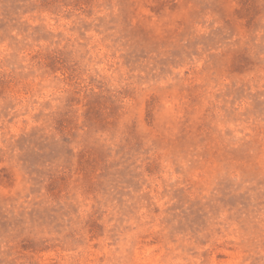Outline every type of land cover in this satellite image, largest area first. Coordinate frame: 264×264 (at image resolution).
<instances>
[{"label": "rangeland", "instance_id": "1", "mask_svg": "<svg viewBox=\"0 0 264 264\" xmlns=\"http://www.w3.org/2000/svg\"><path fill=\"white\" fill-rule=\"evenodd\" d=\"M0 264H264V0H0Z\"/></svg>", "mask_w": 264, "mask_h": 264}]
</instances>
